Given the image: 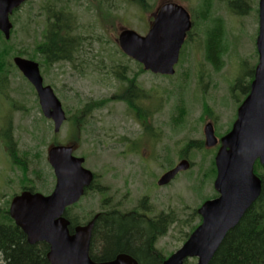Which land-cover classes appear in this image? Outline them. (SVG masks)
Returning <instances> with one entry per match:
<instances>
[{
	"label": "rangeland",
	"instance_id": "1",
	"mask_svg": "<svg viewBox=\"0 0 264 264\" xmlns=\"http://www.w3.org/2000/svg\"><path fill=\"white\" fill-rule=\"evenodd\" d=\"M165 1L104 0L100 14L98 2L91 0H27L12 15L13 29L5 46L35 62L42 61L33 54V47L40 42L45 8L53 4L68 7L81 28L87 27L88 40L84 49L74 54L73 62L40 68L44 84L51 86L66 117L74 122L64 123L58 134L43 118L34 90L14 67V56L7 59V77L0 81L1 208H8L11 199L25 188L42 195L52 191L54 176L47 151L72 132L75 155L84 158V168L96 177L94 188L69 211L78 225L109 209L122 215L133 212L146 220L166 216L173 223L155 246L164 258L175 253L199 225L196 210L216 196L210 169L218 146L184 150L189 142L203 144L207 123L212 124L218 139L230 131L244 98L245 76L257 63L259 0H241L233 5L234 10L230 0H171L197 20L171 77L143 72L115 43L123 29L143 36L146 19ZM218 22L222 24L224 54L215 70L206 59L205 48L208 29ZM111 68L122 69L119 74L126 82L115 79L117 71L111 74ZM131 80L143 93L135 104L144 108L154 100L149 109L157 108L147 120L153 131L151 141L142 140L147 143L139 141L141 124L124 103L127 81ZM94 106L98 108L93 110ZM144 117L139 112V119ZM76 122L83 124L79 131ZM6 132L12 136V149L4 137ZM12 151L24 170L14 163ZM182 159L190 163V169L158 188L157 180ZM255 170L264 177V168L256 165ZM96 245L94 251L99 249ZM189 261L196 264V259Z\"/></svg>",
	"mask_w": 264,
	"mask_h": 264
},
{
	"label": "water",
	"instance_id": "2",
	"mask_svg": "<svg viewBox=\"0 0 264 264\" xmlns=\"http://www.w3.org/2000/svg\"><path fill=\"white\" fill-rule=\"evenodd\" d=\"M25 1L0 0V33L6 41L12 29L9 18ZM190 28L184 8L165 5L145 36L124 30L118 37V46L123 55L142 65L144 71L172 76ZM256 50L258 65L251 92L239 106L231 131L220 139L221 146L214 158L213 188L218 197L200 206L197 214L201 223L163 264H184L191 259H196V264H209L226 234L237 226L261 194V180L254 175L253 166L257 160L264 165V0L259 2ZM13 64L33 87L42 116L53 124V133H58L66 119L65 113L52 88L43 84L39 65L21 57H14ZM203 134L206 149L218 144L211 123L205 125ZM47 161L56 180L52 192L44 196L23 191L11 200L8 209L9 217L25 235L27 243L46 244L49 264H138L126 254L101 263L90 259L91 235L98 216L86 225L75 227L70 234V223L64 214L83 197L92 184L93 174L82 166L83 158L72 155V147L51 146ZM189 168L190 163L181 160L159 178L157 185L169 184L178 173Z\"/></svg>",
	"mask_w": 264,
	"mask_h": 264
},
{
	"label": "trees",
	"instance_id": "3",
	"mask_svg": "<svg viewBox=\"0 0 264 264\" xmlns=\"http://www.w3.org/2000/svg\"><path fill=\"white\" fill-rule=\"evenodd\" d=\"M241 0H233L229 3L230 8L238 5ZM47 11L46 25L43 35L45 40L35 43L33 47L34 55H41L42 61L38 60L40 68L51 66L60 60H74V54L78 53L69 43H74L67 33L66 26L59 25L57 29L52 24L50 8ZM44 10V9H43ZM237 14V13H236ZM202 18V17H201ZM206 20V19H205ZM67 33V35H66ZM223 32L222 24L208 29L205 55L209 64L215 70L221 66L220 59L223 56ZM0 81L7 77V59L12 56L22 57V53H14L7 48V42L0 34ZM34 56H31V58ZM34 61L35 59H30ZM251 73V72H250ZM116 78L124 79V75L116 73ZM240 79L238 83L240 84ZM2 85V82L0 83ZM238 85V84H237ZM234 89V88H233ZM7 144L12 149V136L9 132L4 134ZM200 142L187 143L185 150L189 148L201 149ZM11 156L16 165L23 167L22 162L12 151ZM260 168V166L258 165ZM24 170V167H23ZM215 177L216 171L214 162L210 169ZM24 190L36 192L33 188ZM92 190V186L90 189ZM86 192V193H87ZM69 208L66 211V218L70 222L69 231L78 225L76 220L71 218ZM173 220H167L166 216H157L150 220L136 215L133 212L120 214L115 209H109L99 214L94 223L90 242L89 256L93 262L101 263L112 260L118 254L131 256L138 264H163L165 258L156 250V241L159 236L165 235L167 226ZM193 227V230H195ZM189 235L186 236L188 239ZM99 249L94 251V247ZM48 246L44 243L29 245L25 235L15 227L8 215V209L0 207V264H49L46 259ZM184 264H195L189 260ZM209 264H264V177L262 176V191L257 201L244 213L237 226L230 230L224 237L221 245L214 254Z\"/></svg>",
	"mask_w": 264,
	"mask_h": 264
},
{
	"label": "flooded vegetation",
	"instance_id": "4",
	"mask_svg": "<svg viewBox=\"0 0 264 264\" xmlns=\"http://www.w3.org/2000/svg\"><path fill=\"white\" fill-rule=\"evenodd\" d=\"M59 1H63V0H53V3L54 2H59ZM74 1H77V0H74ZM88 1H90V0H88ZM91 1H96V2H98V9H99V11H100V14H101V8L103 7V1L104 0H91ZM233 0H230L229 2H232ZM259 2H260V0H259ZM259 2H258V6H257V10H256V13H257V18H258V28H259ZM170 4H177V3H174V2H172L171 0H167V1H165L155 12H153L152 14H150V16L146 19V21H145V28H147L146 29V33L144 34V35H146L147 34V32L153 27V25H154V21H155V17H156V15H157V13H158V11H159V9L161 8V7H163V6H165V5H170ZM21 8V7H20ZM19 8V9H20ZM95 8H96V6H95ZM19 9H16V10H14L13 11V13H12V15H14L16 12H17V10H19ZM52 11V14H51V20H52V24L53 25H55L56 26V28L58 29L59 28V25H62V26H66L67 27V29H68V31H67V33L69 34V36H70V38L69 39H71L72 41H74V43H69V47H72L73 49H75L76 51H78V52H80L82 49H84V45H85V41H87L88 40V38H87V36H86V33H87V31H86V29H87V27H83V28H81V26L78 24V18L76 17V16H74L73 15V13L72 12H70L69 11V9H68V7H66V6H59V7H56V5H51V7H50V12ZM188 12V11H187ZM12 15L10 16V18L12 17ZM188 15H189V19H190V23H191V28H190V30L186 33V37H185V40H184V43H183V45H182V47L185 45V43L188 41V39L190 38V36H191V34H192V31H194L195 30V27H196V22H197V20H196V17L194 18L193 17V15L191 14V13H189L188 12ZM46 16H47V11L45 12V14H44V17H43V21H42V23H43V26H42V32H41V35H40V41H42V40H45V36L43 35V32H44V30H45V25H46ZM9 18V20L11 21V19ZM98 21H99V24H101V18L99 17L98 18ZM102 30H103V28H102ZM124 30V29H123ZM122 30V31H123ZM122 31H120L119 32V35H120V33L122 32ZM67 33H66V35H67ZM118 35V36H119ZM143 35V36H144ZM115 43H116V45H117V47H118V38H117V40L115 41ZM255 55L257 56V63H256V65H255V67L254 68H252V71H251V73L250 74H248V75H246L245 76V78L247 79V81H246V84H245V86H244V88H243V96H244V98H243V101L246 99V97H248V95L250 94V92H251V84H252V82H253V80H254V71H255V68H256V66L258 65V54H257V51H256V48H255ZM41 56V55H40ZM73 62V60H65V59H63V60H60V61H58L57 63H65V62ZM132 61V60H131ZM132 62H134V61H132ZM57 63H55V64H57ZM137 66H139L140 67V69H142V66L141 65H139L138 63H136V62H134ZM54 64V65H55ZM143 70V69H142ZM114 71H117V72H119V71H121V72H123V70L122 69H120V68H111V70H110V72H111V74H114ZM116 72V73H117ZM116 73L114 74V77H115V79H117L119 82H122V83H124V82H126V81H123L124 79H118V78H116ZM146 73H148V72H146ZM150 74V73H149ZM150 75H152V74H150ZM154 76V75H153ZM127 83H128V88H127V91H126V94H125V99H126V101H124V103L126 104V106H127V108L129 109V111L130 112H132L133 113V115L135 116V121L136 122H139L140 124H141V128H142V130H143V135L141 136V138H139V141L140 142H143V143H147V142H149V141H151L152 140V136H153V131H152V129H151V127L149 126V123L147 122V120H148V118H149V115L151 114H153L154 115V113H152L153 111L155 112L156 111V109L155 108H153V111H150V103L151 102H154V100H151V102L150 103H148V107H144V108H140L139 106H137L135 103H136V101H139V99L141 98V95H143V93H142V90H140L138 87H137V85H136V83H135V80H131V81H127ZM242 101V102H243ZM96 108H98L97 106H94L93 107V110L94 109H96ZM88 111L90 110V107H87L86 108ZM139 112H141V114L143 113V115H145V116H147V117H144V118H142V119H139ZM66 114V113H65ZM151 115H150V117H151ZM69 122V123H74V122H71L70 121V118H67L66 117V121L64 122V123H66V122ZM63 123V124H64ZM63 124H62V126H63ZM208 124V123H207ZM76 129L79 131L80 130V128H81V125H83V124H81V122L80 123H77L76 122ZM61 126V127H62ZM59 133V132H58ZM57 133V134H58ZM147 139V142H145V141H142L143 139ZM74 139V135H73V133L72 132H67L66 133V135L64 136V138L62 139L63 140V142H60L59 140L56 142V145L55 146H59V147H61V146H65V147H72V155L74 156V157H77L76 155H75V152H74V147H75V145H74V143H70V141H72ZM218 146V149H219V147H220V145H217ZM218 151V150H217ZM217 153V152H216ZM264 166V165H263ZM255 167H256V165H255ZM262 168H264V167H262ZM165 172H167V171H165ZM164 172V173H165ZM163 173V174H164ZM254 173H255V175H256V177L257 178H260L261 180H262V175L260 174V173H256V170H255V168H254ZM95 181H96V177H95V175H94V179H93V182H92V189L94 188V183H95ZM55 185H56V180H55V178H54V186H53V189H54V187H55ZM157 186V185H156ZM158 188H161V187H159V186H157ZM162 187H164V186H162ZM52 189V190H53ZM23 191H26V190H22L21 191V193L23 192ZM16 196V195H15ZM14 196V197H15ZM215 198H217V195H216V197ZM215 198H213V199H215ZM103 205H105L106 206V203L105 202H103ZM116 210V209H115ZM100 213H97V215H99ZM66 213L64 214V217L66 218ZM96 215V214H95ZM94 216H92V218H93ZM157 217V216H156ZM72 218V217H71ZM91 218V219H92ZM98 218V217H97ZM67 219V218H66ZM70 223V222H69ZM69 227H70V224H69ZM75 227H78V225L77 226H75ZM74 227V228H75ZM73 233V232H72ZM71 233V234H72Z\"/></svg>",
	"mask_w": 264,
	"mask_h": 264
}]
</instances>
